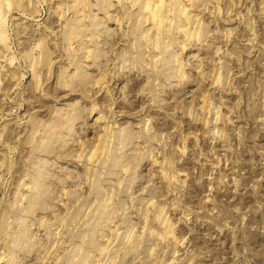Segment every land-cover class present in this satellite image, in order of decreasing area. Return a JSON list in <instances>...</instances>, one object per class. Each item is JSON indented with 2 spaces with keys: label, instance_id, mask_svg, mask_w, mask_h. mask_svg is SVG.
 <instances>
[{
  "label": "rangeland",
  "instance_id": "obj_1",
  "mask_svg": "<svg viewBox=\"0 0 264 264\" xmlns=\"http://www.w3.org/2000/svg\"><path fill=\"white\" fill-rule=\"evenodd\" d=\"M0 264H264V0H0Z\"/></svg>",
  "mask_w": 264,
  "mask_h": 264
},
{
  "label": "bare ground",
  "instance_id": "obj_2",
  "mask_svg": "<svg viewBox=\"0 0 264 264\" xmlns=\"http://www.w3.org/2000/svg\"><path fill=\"white\" fill-rule=\"evenodd\" d=\"M160 1V0H159ZM160 5V4H159ZM154 14V13H153ZM155 16V15H154ZM153 18V17H152ZM172 235V234H171Z\"/></svg>",
  "mask_w": 264,
  "mask_h": 264
}]
</instances>
